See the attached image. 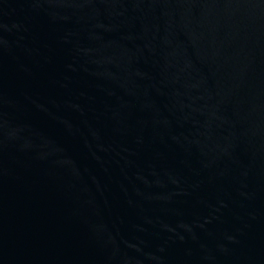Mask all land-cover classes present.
Here are the masks:
<instances>
[{
  "label": "water",
  "instance_id": "1",
  "mask_svg": "<svg viewBox=\"0 0 264 264\" xmlns=\"http://www.w3.org/2000/svg\"><path fill=\"white\" fill-rule=\"evenodd\" d=\"M0 264H264V0H0Z\"/></svg>",
  "mask_w": 264,
  "mask_h": 264
}]
</instances>
